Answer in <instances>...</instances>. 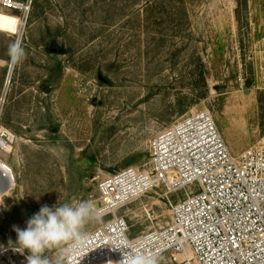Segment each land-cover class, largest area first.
<instances>
[{
	"label": "rangeland",
	"instance_id": "rangeland-1",
	"mask_svg": "<svg viewBox=\"0 0 264 264\" xmlns=\"http://www.w3.org/2000/svg\"><path fill=\"white\" fill-rule=\"evenodd\" d=\"M0 29V264H26L14 225L59 199L97 212L99 182L148 168L154 138L192 111L212 112L234 154L264 138V0H0ZM170 200L160 186L117 214L136 236L169 221Z\"/></svg>",
	"mask_w": 264,
	"mask_h": 264
},
{
	"label": "built area",
	"instance_id": "built-area-1",
	"mask_svg": "<svg viewBox=\"0 0 264 264\" xmlns=\"http://www.w3.org/2000/svg\"><path fill=\"white\" fill-rule=\"evenodd\" d=\"M6 136L0 130L2 145ZM149 152L148 168L128 167L99 182L96 210L110 218L86 232L68 264H118L123 255L114 249L124 243L157 262L264 264V138L234 154L212 112L202 109L161 131ZM160 186L177 194L169 221L131 236L118 209Z\"/></svg>",
	"mask_w": 264,
	"mask_h": 264
},
{
	"label": "clouds",
	"instance_id": "clouds-1",
	"mask_svg": "<svg viewBox=\"0 0 264 264\" xmlns=\"http://www.w3.org/2000/svg\"><path fill=\"white\" fill-rule=\"evenodd\" d=\"M2 30V29H0ZM9 67L14 68L26 59L22 40L17 38L8 45ZM3 206V203H0ZM101 217L90 201L44 204L26 221V227L13 226L16 240H9L12 251L25 255L26 264H68L81 248L87 233L85 226ZM0 248H3L0 245ZM130 249V251H124ZM123 259L118 264H158L155 257L137 253L127 243L115 246ZM55 253V256L50 255Z\"/></svg>",
	"mask_w": 264,
	"mask_h": 264
},
{
	"label": "bare ground",
	"instance_id": "bare-ground-1",
	"mask_svg": "<svg viewBox=\"0 0 264 264\" xmlns=\"http://www.w3.org/2000/svg\"><path fill=\"white\" fill-rule=\"evenodd\" d=\"M10 1H5L4 3H7V4H11V3H9ZM16 4V6L17 7H19V8H23V4L22 3H18V2H16L15 3ZM25 9V8H24ZM20 39V38H19ZM11 71H12V68H11V70H10V73H11ZM11 75V74H10ZM10 75H9V79H10ZM9 81V80H8ZM1 131H3L6 135L8 134H10V132L8 131V130H4V129H2ZM0 145H2V143H0ZM3 145H4V147H3V150H7L8 148H9V142H7V140H6V138H3ZM2 145V146H3Z\"/></svg>",
	"mask_w": 264,
	"mask_h": 264
}]
</instances>
